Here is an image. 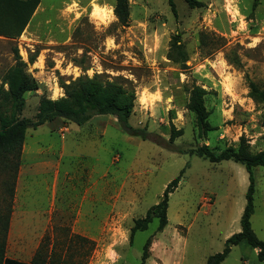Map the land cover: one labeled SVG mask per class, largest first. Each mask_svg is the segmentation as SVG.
<instances>
[{
  "label": "rangeland",
  "instance_id": "rangeland-1",
  "mask_svg": "<svg viewBox=\"0 0 264 264\" xmlns=\"http://www.w3.org/2000/svg\"><path fill=\"white\" fill-rule=\"evenodd\" d=\"M199 1L204 5L190 8L184 0H173V13L167 0H128V23L120 25L114 0H40L41 7L18 38L0 36V77L13 64L16 47L25 62L37 53L27 71L38 83L24 93L19 107L0 108V126L17 117L35 119L42 97L63 96L59 80L68 83L79 75L98 74L102 79L118 77L134 90L129 122L149 132L146 139L128 135L113 115H95L81 126L56 118L27 129L19 166L22 157L31 163L39 154L58 172L51 216L59 226L46 230L39 245L45 264H139L148 238L144 264H150L151 244L160 238V264H205L206 256L220 252L226 236L240 229L248 185L244 166L178 150L207 144L218 151L236 146L242 135L252 152L264 150V105L248 95L249 80L264 85V0ZM96 14H104L103 21ZM175 40L185 52L183 62L167 57L175 54ZM196 85L206 92L210 129L205 131L186 107L189 89ZM141 96L149 100L142 102ZM171 124L181 130L172 144ZM27 167L36 171L26 164L23 175ZM183 167L168 195L165 227L156 231L158 219L151 213L147 228L137 230L130 242L134 219L146 216ZM18 173L19 167L11 211ZM253 176L250 221L264 240V166L254 167ZM1 181L0 174L4 212L9 200ZM40 201L32 198L29 211ZM80 209L91 215L95 238L89 242L71 235L70 224ZM19 231L14 227L6 243L10 255L18 250ZM220 264L260 263L254 249L240 242Z\"/></svg>",
  "mask_w": 264,
  "mask_h": 264
},
{
  "label": "trees",
  "instance_id": "trees-1",
  "mask_svg": "<svg viewBox=\"0 0 264 264\" xmlns=\"http://www.w3.org/2000/svg\"><path fill=\"white\" fill-rule=\"evenodd\" d=\"M190 8L204 5L199 0H184ZM40 0H0V36L8 39L18 38L29 23ZM170 9L175 13L173 0H167ZM113 14L120 25H127L129 19L128 0H114ZM177 39V38H175ZM175 54L169 52L168 59L173 62H183L186 60L185 52L180 43L173 41ZM14 62L0 77V108L5 106L19 107L23 101L26 91L38 88L35 78L27 71V63L35 61L36 54L28 57V62L22 60L15 47ZM5 86V88H4ZM59 86L63 89V96L57 99L42 97L38 104V114L35 119L14 118L0 126V174L4 192L8 196L9 202L4 207V212L0 211V264H45L42 246H38L31 262L26 263L16 259L4 257L6 233L11 212V201L13 196L14 183L19 167L22 146L25 141L27 129H36L44 123L52 122L56 118H61L78 126L86 124L95 115H113L120 129L128 135L146 139L149 135L146 127H134L129 122V116L134 107L135 93L131 87L125 86L118 81V77L102 79L95 74L89 77L85 74L79 75L68 83L59 80ZM249 97L257 103L264 105V85L259 86L255 82L248 81ZM205 90L196 85L189 89V96L186 107L195 114L196 123L200 129L208 130L210 125L207 121L208 111L204 104ZM181 134L180 129L170 125L169 143L172 144L175 137ZM180 153L195 154L210 162L221 160H232L244 166L248 185L245 192V204L239 219L240 230L229 235L220 252H215L206 257L205 264H220L227 256L233 245L244 242L252 248H257V259L260 264H264V240L257 237L251 226V215L254 211L255 181L253 168L264 166V150L252 152L247 139L242 135L236 146H227L221 150L211 148L207 144L196 147L178 150ZM184 167L178 175L170 180L161 195L160 200L152 205L145 217L136 218L130 228L129 240L137 230L147 228L151 220L150 214L158 219L156 231H161L167 224L168 195L172 192L180 179ZM2 201L6 199L0 193ZM80 239L89 242L88 239L79 236ZM151 238L146 239L139 264H144L149 257L148 247Z\"/></svg>",
  "mask_w": 264,
  "mask_h": 264
},
{
  "label": "crops",
  "instance_id": "crops-1",
  "mask_svg": "<svg viewBox=\"0 0 264 264\" xmlns=\"http://www.w3.org/2000/svg\"><path fill=\"white\" fill-rule=\"evenodd\" d=\"M39 5L40 2L37 8L35 9L34 13L36 12V10H38L39 7H41ZM90 120L88 122H90ZM26 136H25V140H26ZM24 149H25V141L22 146V154L25 152ZM35 157H38V159L32 161L31 163H29L28 160H26V156L22 157L23 161L19 166V173L17 176V183L15 186L14 205L12 206V211L9 218V223L6 233V243L14 235L13 228L17 226L20 229V231L16 237V243L19 244L16 254L14 255L8 254L5 243L4 257L16 259L26 263L31 262L38 246L43 242L45 238L46 230L53 229L54 227L58 228L59 226V220L54 219V216L53 217L51 216V213L54 212L53 205H54L55 188H56L55 184L58 178V172L55 170L56 168L53 167V163L51 165V162L45 161L46 159L45 157H40L39 154L38 156ZM26 164L33 166V169H36V171H33L31 167H27L28 170L23 175L22 169H24ZM87 193L88 190L85 191L82 202L86 200ZM35 196L37 199H40L41 201L38 204L37 208L35 210H32L33 211L32 212L29 211L28 209V203ZM78 211L79 212L77 216L75 217V219H73L72 223L70 224L71 235H79L81 237L87 238L88 240L94 239L95 237L92 233V224L90 221L91 215L87 216V214L85 213L82 214L81 209ZM29 212L32 213L29 214ZM228 236L229 235H227L226 238ZM52 238H53V234L51 235L50 239L52 240ZM163 239L164 238H160L152 242L151 255L153 259H151L150 264L161 263L162 255H158V250L164 248L162 242ZM253 249L257 254V248H253Z\"/></svg>",
  "mask_w": 264,
  "mask_h": 264
},
{
  "label": "bare ground",
  "instance_id": "bare-ground-1",
  "mask_svg": "<svg viewBox=\"0 0 264 264\" xmlns=\"http://www.w3.org/2000/svg\"><path fill=\"white\" fill-rule=\"evenodd\" d=\"M108 12V11H107ZM112 15V11L111 10H109V16H111ZM96 19H98V20H100V21H103V19L105 18L104 17V14L103 15H101V14H96V15H93ZM149 99L148 98H146V96H141V101L142 102H146V101H148ZM166 262V261H165ZM167 264V263H166Z\"/></svg>",
  "mask_w": 264,
  "mask_h": 264
}]
</instances>
